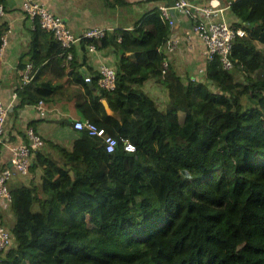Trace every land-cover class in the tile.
Listing matches in <instances>:
<instances>
[{
    "label": "trees",
    "instance_id": "obj_1",
    "mask_svg": "<svg viewBox=\"0 0 264 264\" xmlns=\"http://www.w3.org/2000/svg\"><path fill=\"white\" fill-rule=\"evenodd\" d=\"M98 1L107 8L131 3ZM136 2L148 6L131 28L81 40L84 50L90 43L116 47L115 88L103 87L94 72L93 84L84 79L75 92L94 110L89 119L129 137L136 151L120 144L108 152L100 137L74 124L71 148L50 142L56 155L36 150L29 170L39 169L41 182L9 183L13 224H0L12 244L0 250V264H264V0H230L225 10L229 23L245 29L234 41L233 69L205 55L206 73L191 80L170 64L163 106L145 87L162 81V47L173 31L160 5L172 1ZM7 30L0 14V48ZM53 43L54 51L41 54L33 45L36 63L58 55L78 71L75 46L67 61ZM61 87L34 78L19 94L37 103Z\"/></svg>",
    "mask_w": 264,
    "mask_h": 264
},
{
    "label": "crops",
    "instance_id": "obj_2",
    "mask_svg": "<svg viewBox=\"0 0 264 264\" xmlns=\"http://www.w3.org/2000/svg\"><path fill=\"white\" fill-rule=\"evenodd\" d=\"M23 0H5V13L1 16V22L5 21L8 30L5 34V44L3 54L0 55V97L4 104L9 105V114L5 126V133L0 143V169L6 167L11 159V147L27 142V127H32L44 139L43 150L56 155L57 147L50 142H58L67 147L73 146V139L67 136L77 119L88 118L94 113L88 101L82 104L83 95L75 93L78 88L83 89L82 82L86 76H93L94 72H99L101 65L116 68L119 60V53L114 45H108L95 50L82 48L81 42L75 45V54L78 58L79 70L71 71L68 65L60 63L58 55L46 58L36 63L40 55L34 53L33 45L36 44L38 50L42 52L54 51L55 43L52 42V35L34 34L33 21L22 8ZM48 4L56 13L63 16L67 26L76 34H81L85 30L96 27H110L109 35L113 34L115 28H131L136 22L140 10L148 5L144 2L137 3V0H130V4L125 6L102 7L98 0H40ZM203 4L211 0H195ZM223 6H227L230 0H219ZM124 7L129 9V13H119L118 10ZM150 7V5H149ZM112 10V12H109ZM229 10V9H228ZM227 10V11H228ZM116 11V12H113ZM132 12V14H131ZM172 15L177 22V32L182 33L183 29L191 26V21L177 10H172ZM227 12L225 11V17ZM233 18V16H232ZM194 46L189 48L186 44L180 51L173 53L171 65L177 71L186 76L184 68L191 69L187 73H193L197 67L205 62L206 48L197 34H193ZM50 44H49V43ZM39 43V44H38ZM59 44V43H58ZM35 55V58L33 56ZM37 55V56H36ZM26 62L25 66L24 63ZM32 65L33 78L37 81L50 80L54 84L62 87L46 100H42L45 113L39 111V102L33 103L29 99L22 101L19 94L23 82V70L26 65ZM84 69L89 71L85 75ZM30 81V82H31ZM160 80L152 78L147 82L146 90L157 98L159 95ZM26 98V96L24 97ZM82 104V105H79ZM34 155H32L33 161ZM33 162L31 163V165ZM34 179L35 183H40V170L30 169L26 173L14 172L9 183L23 182L29 184ZM0 200V219L10 225L13 224V216L10 210L8 216Z\"/></svg>",
    "mask_w": 264,
    "mask_h": 264
},
{
    "label": "built area",
    "instance_id": "obj_3",
    "mask_svg": "<svg viewBox=\"0 0 264 264\" xmlns=\"http://www.w3.org/2000/svg\"><path fill=\"white\" fill-rule=\"evenodd\" d=\"M172 3L160 5L162 17L167 21L173 33L162 47L164 58L162 61L163 69L161 76L165 77L171 64V55L180 51L186 44L189 48L194 46L193 34H197L206 47V62L218 55L224 68L231 71L234 67V61L231 53L234 41L237 37L245 34L242 26L231 24L225 17V10L229 7L223 6L219 0H211L210 3H198L193 0H171ZM22 8L24 12L32 19L33 28L38 25L43 30L51 33L53 38L65 49V58L67 61L73 58V48L80 43L83 38H101L108 35L112 30L110 27L96 26L85 30L81 34H76L71 30L63 16L56 13L47 3L40 0H23ZM172 10L182 12L190 21L191 26L183 29V33L177 32V22L172 15ZM5 13L4 4H0L1 16ZM114 30V29H113ZM185 41V42H184ZM5 36L0 48V55L3 54ZM90 50H95L93 43L89 44ZM101 74L99 83L109 89L116 86V69L107 65H101L99 69ZM206 73V63L199 66L195 72L189 75L191 80H197L202 74ZM23 82L28 83L33 78L32 65H26L23 70ZM86 81L91 82V76L85 77ZM39 111L45 113L43 102L39 103ZM9 114V105L4 104L0 97V142L5 133V126ZM74 127L85 130L88 134L98 136L102 139L108 152H114L121 144L124 150L128 152L136 151V145L129 137H117L109 134L106 129L99 126L89 118L77 119L74 121ZM27 142H23L11 147V159L9 165L0 169V200L1 203L8 206L12 199L9 188V181L14 172H28L32 163L33 153L44 146L43 137L38 134L34 128L26 129ZM12 244V236L6 225L0 224V250H8Z\"/></svg>",
    "mask_w": 264,
    "mask_h": 264
},
{
    "label": "rangeland",
    "instance_id": "obj_4",
    "mask_svg": "<svg viewBox=\"0 0 264 264\" xmlns=\"http://www.w3.org/2000/svg\"><path fill=\"white\" fill-rule=\"evenodd\" d=\"M109 12H112V10H109ZM113 12H116V11H113ZM117 12H119V13H125V14H128L130 11H129V9L128 8H126V7H124L123 9H121V10H118ZM131 14H132V12H131ZM259 47L260 48H262L263 50H264V44H259ZM196 69H198V67L196 68ZM187 70H189V69H187V68H184V71H187ZM195 72V71H194ZM188 74L189 73H187L186 72V77H188ZM161 79H162V81L160 82V84L158 85V87L160 88L159 89V95L157 96V102H158V104L160 105V106H163V105H165V103H166V101H167V99H168V87H167V85H166V76L165 77H162L161 76ZM246 98H244V100H245ZM5 204V203H4ZM4 204H2L3 206H6V205H4ZM7 207V206H6ZM9 209H5L4 210V214H6L7 216H8V214L10 213V212H7ZM7 226V225H6Z\"/></svg>",
    "mask_w": 264,
    "mask_h": 264
},
{
    "label": "water",
    "instance_id": "obj_5",
    "mask_svg": "<svg viewBox=\"0 0 264 264\" xmlns=\"http://www.w3.org/2000/svg\"><path fill=\"white\" fill-rule=\"evenodd\" d=\"M85 75H89V71L84 69ZM90 85L93 84V82H89ZM93 90L96 91L97 94L100 93V90L97 89V87H93ZM102 103L104 104V107L106 109V112L108 115L118 118V113L110 106L108 100L106 98H102ZM72 173V171H71Z\"/></svg>",
    "mask_w": 264,
    "mask_h": 264
}]
</instances>
